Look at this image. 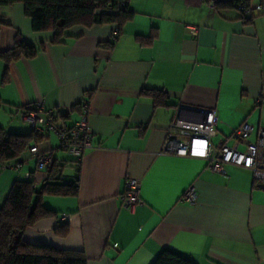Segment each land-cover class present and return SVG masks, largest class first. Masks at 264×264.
Instances as JSON below:
<instances>
[{
    "label": "crops",
    "instance_id": "0c3cea01",
    "mask_svg": "<svg viewBox=\"0 0 264 264\" xmlns=\"http://www.w3.org/2000/svg\"><path fill=\"white\" fill-rule=\"evenodd\" d=\"M249 2L246 14L214 0H129L133 16L113 44V24L75 26L54 42L53 31L33 30L22 3L0 8V52L18 34L40 49L9 64L0 57V127L30 132L17 113L43 102L63 115L58 126L85 115L92 129L78 164L54 132L38 143L65 164L67 179L78 178L79 193L45 195L52 214L27 228L25 241L81 250L88 264H152L166 248L197 264H264V189L252 171L217 173L205 159L161 153L172 121L205 118L182 107L216 111V146L244 122L250 141L264 129V0ZM151 89L164 90L166 103ZM5 164L0 204L16 179L45 181L29 151ZM129 178L142 181L134 209L124 202ZM191 186L194 204L183 200ZM63 214L71 215L64 234Z\"/></svg>",
    "mask_w": 264,
    "mask_h": 264
},
{
    "label": "trees",
    "instance_id": "16d2710c",
    "mask_svg": "<svg viewBox=\"0 0 264 264\" xmlns=\"http://www.w3.org/2000/svg\"><path fill=\"white\" fill-rule=\"evenodd\" d=\"M214 2L217 7H236L246 14L253 11L249 0ZM15 3L24 5L25 14L30 18L35 32L53 31L54 42H58L66 30L75 26L90 28L96 24H113L116 32L112 34L113 40L108 41L113 44L122 32L124 23L133 16L129 0H0V8ZM39 50L18 34L13 47L0 52V57L9 64L22 57L33 58ZM147 92L153 95L156 102L166 103L164 101L168 95L164 90L151 89ZM36 104L37 102L24 105L19 112L34 109ZM55 111L56 116L58 115L57 122L63 115L57 109ZM75 125L58 127L71 129ZM45 133L49 135L53 131L48 126H43L42 130L32 128L30 132L23 134L8 132L0 127V171L6 166V162L17 159L23 152L31 153V147H38V143L45 139ZM60 148L65 150L61 145ZM40 153L52 154L51 151ZM71 157L70 161L77 164L81 161ZM64 165L55 160L51 166L45 168V181L39 187L33 175L16 179L12 184L6 200L0 204V264H88V258L81 250H65L49 244L29 243L23 238L25 230L33 226L40 217L52 214V210L43 204L45 195H78L79 180L76 177L67 179L63 174ZM67 222L60 220L58 226L63 228L62 234L67 229ZM152 264L197 263L180 252L166 248Z\"/></svg>",
    "mask_w": 264,
    "mask_h": 264
},
{
    "label": "built area",
    "instance_id": "2783aa9c",
    "mask_svg": "<svg viewBox=\"0 0 264 264\" xmlns=\"http://www.w3.org/2000/svg\"><path fill=\"white\" fill-rule=\"evenodd\" d=\"M257 8H261L260 5ZM251 9V8H249ZM195 34L197 28L194 27ZM205 118L201 121L175 119L169 125L166 137L161 149L163 154L178 156H191L205 159L210 169L222 173L226 165H234L252 171L255 181L264 189V129L258 134L256 141H250L249 137L253 127L247 122L231 130V133L219 146L212 143V138L217 135L218 118L214 109H207ZM19 119L27 121L32 128L42 130L48 126L60 137L61 146L71 156L82 159L87 149L92 147V129L84 115L71 129H62L56 126V111L45 109L43 102H37L34 109L17 114ZM232 140L233 145L228 141ZM245 145V150L239 146ZM37 159L40 169H45L53 164L52 154L40 153L37 146L30 149ZM127 190L124 195L125 206L134 209L141 201L139 191L142 181L137 178H129L126 183ZM183 200L194 204L197 202V193L193 186L189 187ZM71 215L63 214L61 220L69 221Z\"/></svg>",
    "mask_w": 264,
    "mask_h": 264
},
{
    "label": "water",
    "instance_id": "95a60500",
    "mask_svg": "<svg viewBox=\"0 0 264 264\" xmlns=\"http://www.w3.org/2000/svg\"><path fill=\"white\" fill-rule=\"evenodd\" d=\"M181 110L191 111V112H203L206 115L205 110H200V109H195V108H190V107H182Z\"/></svg>",
    "mask_w": 264,
    "mask_h": 264
},
{
    "label": "rangeland",
    "instance_id": "374dc122",
    "mask_svg": "<svg viewBox=\"0 0 264 264\" xmlns=\"http://www.w3.org/2000/svg\"><path fill=\"white\" fill-rule=\"evenodd\" d=\"M57 136H58V135H57ZM58 138H59V144L61 145L60 137L58 136ZM62 153H64L65 156H68L69 158H71V154H70L68 151L63 150ZM51 157H52V161L54 162V161H55L54 157H53V156H51Z\"/></svg>",
    "mask_w": 264,
    "mask_h": 264
}]
</instances>
